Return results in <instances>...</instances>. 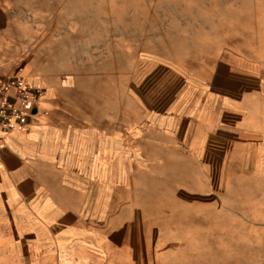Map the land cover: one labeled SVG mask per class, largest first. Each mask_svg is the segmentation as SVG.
<instances>
[{"label": "crops", "instance_id": "1", "mask_svg": "<svg viewBox=\"0 0 264 264\" xmlns=\"http://www.w3.org/2000/svg\"><path fill=\"white\" fill-rule=\"evenodd\" d=\"M232 53L200 76L180 66L140 81L133 117L124 108L117 130L107 110L74 104L58 96L54 76L21 67L46 96L30 129L10 132L0 150V225L31 235L27 248L57 264H87L93 250L103 255L97 264H130L125 254L140 258V239L136 253V241L111 234L141 238L143 223L145 233L175 232L203 215L201 198L220 170L243 167L245 138L264 133V72ZM13 61L0 55V75L16 71ZM223 152L234 157L223 161Z\"/></svg>", "mask_w": 264, "mask_h": 264}, {"label": "rangeland", "instance_id": "2", "mask_svg": "<svg viewBox=\"0 0 264 264\" xmlns=\"http://www.w3.org/2000/svg\"><path fill=\"white\" fill-rule=\"evenodd\" d=\"M232 51L264 72V0H0V55L14 56L13 73L37 66L56 78L58 96L107 110L116 130L124 108L133 117L140 81L180 66L200 76ZM245 139L251 149L243 167L231 161L220 170L201 198L203 215L175 232L145 233L143 223L141 238L111 234L118 244L136 241V253L140 239V258L131 249L125 261L264 264V133ZM222 154L223 161L234 155ZM1 224L0 264H57L27 248L31 235ZM93 254L87 264L103 260Z\"/></svg>", "mask_w": 264, "mask_h": 264}, {"label": "built area", "instance_id": "3", "mask_svg": "<svg viewBox=\"0 0 264 264\" xmlns=\"http://www.w3.org/2000/svg\"><path fill=\"white\" fill-rule=\"evenodd\" d=\"M45 96V88L30 84L18 72L0 75V150L10 132L30 129V118Z\"/></svg>", "mask_w": 264, "mask_h": 264}]
</instances>
